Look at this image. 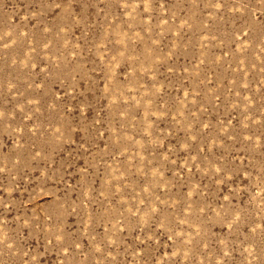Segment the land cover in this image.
I'll list each match as a JSON object with an SVG mask.
<instances>
[{"label": "rangeland", "instance_id": "rangeland-1", "mask_svg": "<svg viewBox=\"0 0 264 264\" xmlns=\"http://www.w3.org/2000/svg\"><path fill=\"white\" fill-rule=\"evenodd\" d=\"M0 264H264V0H0Z\"/></svg>", "mask_w": 264, "mask_h": 264}]
</instances>
